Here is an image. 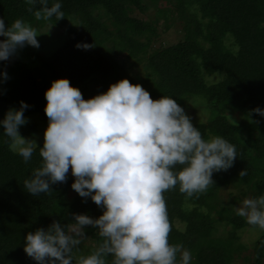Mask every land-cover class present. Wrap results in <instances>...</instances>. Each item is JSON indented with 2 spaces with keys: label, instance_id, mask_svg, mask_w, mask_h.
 Returning <instances> with one entry per match:
<instances>
[{
  "label": "trees",
  "instance_id": "obj_1",
  "mask_svg": "<svg viewBox=\"0 0 264 264\" xmlns=\"http://www.w3.org/2000/svg\"><path fill=\"white\" fill-rule=\"evenodd\" d=\"M119 1L48 0L49 7L59 2L63 12L62 19L53 16L48 21L56 24L72 18L76 26L69 30L59 50L40 57L36 73L18 66L20 73L9 76L6 85L0 87V120L10 108L19 109L23 101L29 105L24 116L39 114L48 124L45 92L52 81L60 78L68 79L82 94L93 86L104 93L110 84L128 79L141 85L152 99L174 98L181 107L185 101L198 99L194 97L203 98L211 115L205 123H194V127L205 140L220 136L233 144L237 159L227 171L213 173L214 183L202 193L188 197L177 185L163 194L171 224L168 240L191 253L190 264H234L247 249L238 242L236 232L255 226L236 214L233 203L247 196L255 199L264 195V117L251 113L257 107L264 109V0H121V26L113 15ZM29 7L33 12L28 11ZM39 8L38 0L34 5L26 0H0V18L10 26L16 19L29 21ZM150 10L153 16L148 15ZM83 11L89 14L88 18H83ZM139 14L147 16L142 20ZM101 18L106 23H100ZM176 21L179 28L174 27ZM100 25L107 34L98 33L96 28ZM119 27L124 29L123 35L119 34ZM170 27L177 29L178 39L159 43ZM110 31L118 34L112 37ZM77 43L94 47L78 49ZM118 51L115 67L110 74L105 73L103 62L115 57ZM120 61L138 62L144 75L129 76ZM14 68L12 64L10 69ZM215 72L221 73V77L217 75V80L208 83L205 77ZM225 112L239 114L244 121L236 126L229 122ZM3 131L0 126V264H37L24 252L27 233L47 229L54 220L67 232L74 224L72 213L98 218L103 209L90 197L82 198L72 189L74 177L52 185L49 193L29 194L23 182L42 163L39 148L25 163L10 150L11 140ZM19 132L22 136L31 135L34 127L26 123ZM181 168L176 166L177 171ZM243 169L247 175L241 178L239 172ZM229 185L237 192L228 195L231 206L218 195L222 187ZM84 231L86 238L73 249L72 264H77L78 249L79 256L86 257L102 243L97 229L88 226ZM263 239L257 238L252 245L253 260L244 256L241 264L262 263ZM88 240L94 244L92 247L83 246ZM104 258L106 264H112L114 259L111 255Z\"/></svg>",
  "mask_w": 264,
  "mask_h": 264
},
{
  "label": "clouds",
  "instance_id": "obj_2",
  "mask_svg": "<svg viewBox=\"0 0 264 264\" xmlns=\"http://www.w3.org/2000/svg\"><path fill=\"white\" fill-rule=\"evenodd\" d=\"M26 2L34 5L37 0ZM38 2L40 8L33 13L37 20L63 18L59 2L50 7L48 0ZM37 36L22 19L9 26L0 18V61L11 60L25 45L39 48ZM76 47L94 46L77 43ZM0 78V83L9 79L6 71L0 72ZM45 99L48 126L42 147L19 132L28 122L25 102L19 109L10 108L0 120L11 151L25 163L39 148L42 163L24 180L25 190L32 196L49 193L52 185L67 181L71 169L72 189L82 198L90 197L103 214L92 218L72 213L74 224L67 232L55 220L47 229L29 232L24 252L37 264H72L73 249L91 226L102 243L77 264H106L108 255L114 257L112 264H190L191 253L181 244L169 243L171 224L163 194L177 185L188 197L206 191L214 183L213 173L233 166L235 146L220 136L205 140L174 98L154 100L128 79L86 100L68 79L60 78L52 81ZM251 113L264 117L259 107ZM230 120L238 124L231 116ZM177 165L182 166L178 171ZM246 175V169L239 172L241 178ZM236 214L264 229V195L244 199Z\"/></svg>",
  "mask_w": 264,
  "mask_h": 264
},
{
  "label": "rangeland",
  "instance_id": "obj_3",
  "mask_svg": "<svg viewBox=\"0 0 264 264\" xmlns=\"http://www.w3.org/2000/svg\"><path fill=\"white\" fill-rule=\"evenodd\" d=\"M123 1V0H122ZM121 0L118 2L119 4L116 5L115 9L113 10V15L116 17V21L117 23L121 26V23H123V18H124V13L122 10V5L120 4ZM164 4H160V7H163ZM133 14V13H132ZM89 14L87 12L83 11V18H88ZM148 15L153 16L152 11L150 10V12H148ZM142 20H144V18H146L147 15L145 14H139L138 15ZM100 23H106L105 18H101L99 19ZM25 23L31 25V27H33L38 36L36 37L40 47L39 48H34L32 46L29 45H25L22 49L18 50V54L13 57L11 60L9 61H0V72L2 71H6L8 77L12 76L15 77L17 76L18 73H20V70L16 68L19 66L23 69H27L30 72H34L36 73L37 70L40 68V62L39 59L42 55H47L52 53L53 51L55 52L56 50H59L61 48L62 45H64L65 41L67 40L68 36H69V30L71 29L72 31L74 30V27L76 26L75 23L76 21H74V19L70 18L69 21H65V22H58L56 24H54L53 22H50L48 20L45 19H40L37 20L35 18V16H33L29 21H25ZM70 26L68 31H67V26ZM176 28H179V24L176 21L175 26ZM98 30V33L100 34H107L105 32V30H103V27L100 25L98 26V28H96ZM112 37H115L118 33L115 34V32L111 33V31L109 32ZM119 34L123 35L124 34V29H122L121 27H119ZM0 39H3V37H0ZM178 39V33H177V29L170 27L169 30L162 34L160 37V42L159 43H170L173 41H176ZM161 43V44H162ZM156 46H158V44H155ZM103 48V47H102ZM100 50V49H99ZM119 51L117 52V54L115 55V57L112 56V59L107 58L105 59V61L103 62V70L105 73L110 74L111 70L115 67L114 66V60H116L115 58L118 56ZM123 54H120L119 56L121 57ZM113 60V61H112ZM121 63L119 64H124V66L126 67V73H128V75L130 74L133 77L136 76H143L144 72L142 67L139 65V63H133V64H125L123 63V61H120ZM13 64L14 70L10 69V66ZM22 69V70H23ZM129 75V76H130ZM221 77V73L215 72L213 75L211 76H206L205 80L210 83V82H214V80H217L219 77ZM38 75H36L37 80H39ZM2 79V78H0ZM7 81H4L3 83H0V87L5 86ZM84 91H86L84 94H82L84 99H88L87 97H94L97 94L102 93L101 89L96 86L90 87L89 89H85ZM87 91H90L87 93ZM86 94H91L89 96H86ZM194 98H198L196 100H192L190 102L185 101L184 105L182 106V108H184L185 113L187 115H189L191 117V122L194 123H205L206 121H208L209 114L205 109V105H204V100L201 97H194ZM199 98H201V101L199 100ZM205 109V110H204ZM224 114H226L228 120L230 123V116L233 119H236L238 121V124L236 126H238L241 122L244 121V119H242L239 114H234V113H229V112H225ZM211 115V114H210ZM209 117V118H208ZM25 118H27V123H29L32 127H34V132L31 135H27V136H23L26 139H34L37 143V145H42L43 144V139H44V131L47 128L48 124L46 122H44V120L40 117L39 114H30V115H26ZM233 124V123H232ZM10 148V147H9ZM11 150V149H10ZM67 177H73L71 174V169L69 170V173L67 175ZM229 193H233L234 195L237 194L236 190H234L233 185H229L228 187H222L219 192V199L223 202H227L228 205L231 206L230 202L227 200L228 199V195ZM71 195H68V198H70ZM249 198L244 197L243 199ZM239 202V203H238ZM237 203H233L232 208L235 207V209H237L238 207L242 206V202L243 201H238ZM71 228V227H70ZM69 228V230H70ZM237 238H238V242L245 244L246 246V250L244 252H241V256L238 257L235 261L234 264H241L243 262L242 258L244 256L249 257V260H253V250L254 248L252 247V245L254 244V241L263 236L264 238V229H260L258 226L255 227H246L243 229H240L236 232ZM264 242V239H263ZM83 246L84 247H92L94 244L91 241H84L83 242ZM80 250L78 249L75 253V258L77 260H79V258L81 256H79L80 254ZM90 255V254H89ZM87 257V256H86ZM78 262V261H77ZM251 261H249L250 263ZM264 264V256L262 258V263Z\"/></svg>",
  "mask_w": 264,
  "mask_h": 264
}]
</instances>
